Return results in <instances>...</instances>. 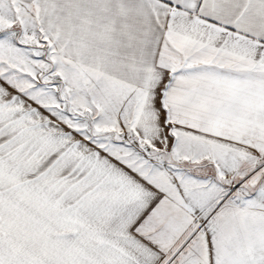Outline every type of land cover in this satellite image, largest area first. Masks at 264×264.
I'll list each match as a JSON object with an SVG mask.
<instances>
[{
	"label": "snow or ice",
	"instance_id": "obj_1",
	"mask_svg": "<svg viewBox=\"0 0 264 264\" xmlns=\"http://www.w3.org/2000/svg\"><path fill=\"white\" fill-rule=\"evenodd\" d=\"M0 264H264V0H0Z\"/></svg>",
	"mask_w": 264,
	"mask_h": 264
}]
</instances>
